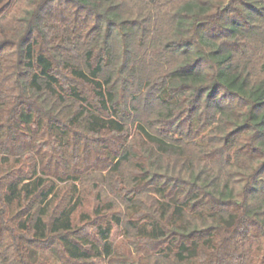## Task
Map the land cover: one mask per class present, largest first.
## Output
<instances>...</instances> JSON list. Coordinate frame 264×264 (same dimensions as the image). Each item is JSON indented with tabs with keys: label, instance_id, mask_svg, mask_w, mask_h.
Masks as SVG:
<instances>
[{
	"label": "trees",
	"instance_id": "1",
	"mask_svg": "<svg viewBox=\"0 0 264 264\" xmlns=\"http://www.w3.org/2000/svg\"><path fill=\"white\" fill-rule=\"evenodd\" d=\"M39 245L264 264V0H0V264Z\"/></svg>",
	"mask_w": 264,
	"mask_h": 264
},
{
	"label": "rangeland",
	"instance_id": "2",
	"mask_svg": "<svg viewBox=\"0 0 264 264\" xmlns=\"http://www.w3.org/2000/svg\"><path fill=\"white\" fill-rule=\"evenodd\" d=\"M81 235H87V236H89L90 237V239H95V237H94V230H93V228L91 227H88V228H86V230H84L83 232H81L80 233ZM96 240V239H95ZM35 249L37 250V251H39L40 253H41V255H43V257H45V260H43V261H41L42 263H40V264H50L51 263V261H53L54 259V257H53V255L51 254V252L50 251H48V249L47 248H45V247H43L42 245H39V246H35ZM39 260V259H38ZM40 261V260H39Z\"/></svg>",
	"mask_w": 264,
	"mask_h": 264
}]
</instances>
